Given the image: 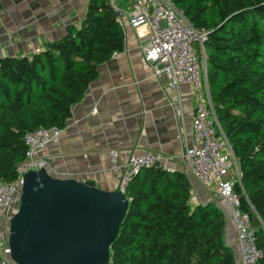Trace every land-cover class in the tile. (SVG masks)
Returning a JSON list of instances; mask_svg holds the SVG:
<instances>
[{
  "label": "trees",
  "instance_id": "1",
  "mask_svg": "<svg viewBox=\"0 0 264 264\" xmlns=\"http://www.w3.org/2000/svg\"><path fill=\"white\" fill-rule=\"evenodd\" d=\"M171 2L194 27L208 30L203 48L210 98L239 161V208L250 215L264 252V0ZM125 39L111 0H89L80 24H67L45 49L0 55V182L17 176L28 131L67 126L99 65L123 51ZM124 194L129 205L109 264H237L224 211L214 200L192 202L193 183L184 170L143 168ZM0 264L15 263L0 256Z\"/></svg>",
  "mask_w": 264,
  "mask_h": 264
},
{
  "label": "crops",
  "instance_id": "2",
  "mask_svg": "<svg viewBox=\"0 0 264 264\" xmlns=\"http://www.w3.org/2000/svg\"><path fill=\"white\" fill-rule=\"evenodd\" d=\"M88 1L2 0L0 55L22 56L45 49L48 41L66 33L69 22L80 24ZM111 4L123 12L124 50L99 65L98 76L74 105L62 137L41 150L51 162L49 174L92 181L106 191L119 184V175L110 167V148L118 150L121 162L132 153L152 151L160 154L168 169L183 170L181 155L193 143L196 107L190 85L172 88L167 75L154 76L146 64L141 47L149 34L145 26L135 29L129 24L128 17L137 10L132 0H111ZM191 180L198 198L211 200ZM235 233L230 224L229 244L235 242Z\"/></svg>",
  "mask_w": 264,
  "mask_h": 264
},
{
  "label": "built area",
  "instance_id": "3",
  "mask_svg": "<svg viewBox=\"0 0 264 264\" xmlns=\"http://www.w3.org/2000/svg\"><path fill=\"white\" fill-rule=\"evenodd\" d=\"M132 2L137 10L130 14L128 22L135 29L147 28L148 39L141 50L153 75H167L172 88L190 85L196 102L192 118L193 143L184 148L181 155L183 170L222 208L227 226L233 225L236 233L231 245L240 263L259 264L264 252L256 245V227L252 225L248 212L240 210L239 195L234 191L236 183L241 180L239 161L220 126L210 98L203 48L208 30L194 27L171 0ZM115 10L123 24V12ZM64 129L51 126L28 131L24 137L25 158L17 166V176L11 181L0 182V256L3 262L13 261L8 242L10 219L20 204L25 174L51 167L41 150L58 141ZM108 154L112 172L119 175L118 189L123 193L127 183L141 169L157 165L168 169L160 154L152 151L132 153L124 162L120 161L117 149L110 148ZM220 199L226 200L227 206L224 207ZM192 202H203L194 191Z\"/></svg>",
  "mask_w": 264,
  "mask_h": 264
},
{
  "label": "water",
  "instance_id": "4",
  "mask_svg": "<svg viewBox=\"0 0 264 264\" xmlns=\"http://www.w3.org/2000/svg\"><path fill=\"white\" fill-rule=\"evenodd\" d=\"M128 205L118 188L106 191L92 181L51 175L47 168L31 170L10 219L11 259L15 264H109L110 245Z\"/></svg>",
  "mask_w": 264,
  "mask_h": 264
},
{
  "label": "rangeland",
  "instance_id": "5",
  "mask_svg": "<svg viewBox=\"0 0 264 264\" xmlns=\"http://www.w3.org/2000/svg\"><path fill=\"white\" fill-rule=\"evenodd\" d=\"M62 135H63V133H62ZM62 137V136H61ZM56 142V141H55ZM50 162V161H49ZM50 164H51V162H50ZM207 198L205 197L204 198V200H203V202H207L208 200H206ZM220 202H221V204L225 207L226 205H225V200L224 199H220ZM226 209H228V208H226ZM228 227V226H227Z\"/></svg>",
  "mask_w": 264,
  "mask_h": 264
},
{
  "label": "bare ground",
  "instance_id": "6",
  "mask_svg": "<svg viewBox=\"0 0 264 264\" xmlns=\"http://www.w3.org/2000/svg\"><path fill=\"white\" fill-rule=\"evenodd\" d=\"M24 141H25V140H24ZM20 163H21V162H20ZM20 163H19V164H20ZM19 164H18V165H19ZM18 165H17V166H18ZM16 171H17V167H16Z\"/></svg>",
  "mask_w": 264,
  "mask_h": 264
}]
</instances>
